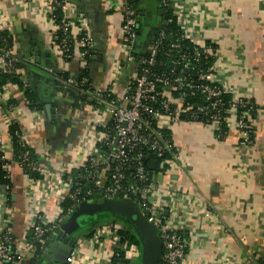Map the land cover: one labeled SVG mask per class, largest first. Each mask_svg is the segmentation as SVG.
I'll return each instance as SVG.
<instances>
[{
	"label": "crops",
	"instance_id": "1",
	"mask_svg": "<svg viewBox=\"0 0 264 264\" xmlns=\"http://www.w3.org/2000/svg\"><path fill=\"white\" fill-rule=\"evenodd\" d=\"M73 7V31L87 25L94 42L89 66L93 89L112 87L124 94L136 64L121 51L122 7L119 0H59ZM144 36L134 50H146L152 38L149 22L161 0H135ZM182 33L192 42L215 46V79L236 98H247L258 108L253 142L229 118L223 140L211 126L181 123L172 137L178 154L175 167L159 173V187H180L191 197L193 211L185 222L189 242L187 264H264V0H172ZM47 0H0V27L11 36L20 58L25 87L43 106L33 111L21 89L9 85L0 93V151L12 158L10 124L17 123L48 175L32 180L11 163V200L2 202L0 230L10 221L14 251L21 264H61L40 257L30 246L29 224L41 210L52 214L61 205L56 175L84 154L82 134L90 124L88 109L77 106L80 70L75 61L59 57L53 36L55 10ZM58 10V9H57ZM56 10V11H57ZM55 11V12H56ZM61 13V12H60ZM83 19H82V18ZM149 21V22H148ZM80 50L77 51L78 55ZM14 100L16 105H10ZM14 108L9 110V108ZM244 141V142H241ZM53 174L55 176H53ZM211 211L212 218L203 213ZM169 216V213H167ZM180 222V224L182 225ZM94 222L85 233L71 235L76 264H107L113 242L88 244ZM54 236V235H53ZM52 236V237H53ZM55 237V236H54ZM85 242L79 245L78 242ZM55 238L49 246L52 254ZM45 254V253H44Z\"/></svg>",
	"mask_w": 264,
	"mask_h": 264
},
{
	"label": "built area",
	"instance_id": "2",
	"mask_svg": "<svg viewBox=\"0 0 264 264\" xmlns=\"http://www.w3.org/2000/svg\"><path fill=\"white\" fill-rule=\"evenodd\" d=\"M47 1L55 3L53 4L55 10L51 15L53 20L57 19L55 14L57 9L62 14L60 25L57 27L61 35L53 36L59 57L63 60H70V62L75 61L80 71L87 70L89 63L86 58L94 48L89 28L87 25H83L74 35L73 7L60 3L59 0ZM119 1L121 3L115 2L114 7L120 9V5L123 10L121 51L126 57L124 59L136 64L131 82L124 94H117L112 87L98 88L94 89V95L88 98L89 102H77L79 107L89 108L91 118L90 124L81 136L85 149L84 154L76 157L67 170H62L56 176L53 174L57 180L55 188L61 196V205L52 214L41 210L29 224V228L34 233L35 240L44 246L51 234L65 224L81 204L99 198L116 201L129 200L137 205L142 215L156 229L162 245V264H187L189 242L185 237L184 227L185 222L191 218L194 209L193 199L188 197L185 190L180 187H174L171 190L166 185L159 187L156 176H151L145 167V152L143 151L152 152L160 160V168H164L166 172L169 171L167 167H175L178 154L172 137L174 129L183 122L198 124L197 116L204 115L207 120L206 126H211L219 131L222 106L220 97L224 94L233 97L230 109L227 111L229 117L226 122L228 123L229 118H234L236 129L245 134L246 140L249 141L246 130L251 128L248 124L249 121L252 122L250 114L245 111L238 117L237 112L240 108L253 107V103L247 98L234 97L218 85L214 67L205 73L199 72L195 81L184 74V71H189L190 68L186 62L182 63L184 65L178 76L174 74L175 70L166 72L155 69L158 56L164 49V31L159 33L156 42L141 51L145 55L138 60L133 55V50L137 36L139 12L129 4L128 0ZM174 16L176 17V15ZM0 32H6V30L0 27ZM183 36L188 39L187 36ZM193 43L197 47L195 50L199 53L215 56L211 47L199 42ZM71 45L78 48L80 54H70ZM171 48L180 49V45L176 42ZM180 61L184 62V57L173 60L171 64L176 67L181 64ZM19 64L20 58L12 48L9 50L0 48V73L19 76L22 83L25 84L18 67ZM199 82L201 83L199 84ZM70 83L76 85L79 97L86 95L83 89V86L88 83L86 79L81 83H78V80L77 82L70 81ZM12 86L20 89L18 85ZM197 94L205 98V101L209 103L208 107L192 106L190 102L186 101L187 97H195ZM13 109L9 108L10 111ZM184 116H189L191 121H184L182 119ZM18 136L21 146L26 148V152L19 156V162L15 161L13 150L11 159L7 157V153L0 151L9 162L5 169L10 176L12 162H16L22 170L23 166H26L31 172L47 176L48 166L32 161V146L22 135ZM167 154L170 155V158L164 159ZM153 162L157 161L152 160L151 165ZM74 171H79L78 180L82 179L91 187L84 188L80 186V183L75 182ZM7 190V186H0V194L5 197L2 200L3 203L9 201ZM95 195L98 198H94ZM68 199L73 202L74 206L65 211L63 206ZM203 213L208 218L213 217L207 208ZM182 221L185 222L182 223ZM131 230L128 225L116 218L99 221L93 226V233L88 238V244L100 247L108 241L113 242L114 247L109 251L107 264H113V258L119 257L120 253L124 255L126 262L119 264H140L141 245L140 247L132 245L128 248L121 244L122 237L119 233ZM12 236L8 220L0 230V264L22 263L17 262L20 256L11 250L14 243ZM82 242H85L84 239L80 240L78 244L81 245ZM30 246L34 245L31 243ZM73 249L70 251L66 264H76L77 252Z\"/></svg>",
	"mask_w": 264,
	"mask_h": 264
},
{
	"label": "trees",
	"instance_id": "3",
	"mask_svg": "<svg viewBox=\"0 0 264 264\" xmlns=\"http://www.w3.org/2000/svg\"><path fill=\"white\" fill-rule=\"evenodd\" d=\"M129 4L132 5L134 7L135 10L136 9V3L135 0H128ZM138 12V11H137ZM57 19H56V26L58 27L60 25V21L62 18V14L60 13V10L58 9L55 12ZM138 28H137V36H136V42L134 47L136 46V43L140 40L141 37H143L144 35V26L143 24L140 23L141 20V16H138ZM149 22V21H148ZM150 33L152 35L151 40L149 41L150 45L153 44L154 42H156L159 38V33L161 31L165 32V39L163 41V51L160 53V55L158 56L157 59V64L155 65V69L157 70H161V71H171V70H175L174 74L176 76L180 75V72L182 71L183 65L182 63H187L190 68L189 71H184V74L188 77L191 78V80L195 81L198 73L199 72H207L211 67H214V63H215V56H207L204 54L199 53L198 51H196L195 49L197 48L195 43H193L191 40L184 38V34L182 33L181 28L178 25V20L177 18L174 16L173 14V7H172V3L170 0H161V7L158 9V12H156L155 16L153 18H151L150 22ZM56 35H61V32L59 30H56ZM176 42L179 43L180 45V49H173L171 48V46L173 44H175ZM149 45V46H150ZM207 47H211L213 49V54H215V46H212L210 44H204ZM0 48H4V49H11L12 48V39L11 36L8 34V32H0ZM79 49L75 48L74 45H71V53L72 55H76L77 51ZM139 51V50H138ZM136 50H133V55L136 56V58L139 60L141 57H143V55L141 52H138ZM92 56H93V52L91 51L89 53V55L87 56V62L89 63V66L92 63ZM179 57H184V62L180 61V65L173 67L172 66V61L175 59H178ZM181 59V58H180ZM70 61V60H67ZM19 68L21 67V62L18 66ZM179 68V70H177ZM90 69L88 68L87 70H83L80 71L79 75H78V83H81L82 80L86 79L87 80V84L85 86H83V89L86 92L85 96H81L77 98L76 104L77 102H89L88 98H91L92 95H94V89L91 86V78H90ZM201 82H199L200 84ZM18 85L20 87V89L23 91L24 96L26 98V100L28 101L29 105H30V109L33 111H41L43 110V106L40 103L38 97L36 96L35 92H33L29 87H25L24 84L22 83L21 79L19 76L16 75H4L2 73H0V93L3 92L4 88L7 87L8 85ZM221 99V127L220 130L217 131V139L218 140H223L228 132H229V127L227 125L226 119L229 117V114L227 113V111L230 109V106L232 104L233 101V97L231 95H222L220 97ZM187 102H190L192 104V106H196V105H202L204 107H208L209 103H207L205 101V98L200 95L197 94V96L195 97H187L186 99ZM252 102V101H251ZM253 103V102H252ZM10 105L15 106L16 102L14 100H11ZM93 104V102H92ZM78 106V104H77ZM248 111L250 114V118L253 122L249 121V125L251 128H249L248 130H246L248 132V139L249 142H253L254 141V137H255V128H254V120L256 119L257 113H258V108L257 106L253 103V107H246V108H240L238 110V117H240L242 115L243 112ZM184 121H191L189 116H184L182 118ZM196 122L198 124H203V125H207V120L206 117L204 115L201 116H197L196 118ZM248 122V121H247ZM252 125V126H251ZM168 134V133H167ZM9 135L12 138V142H13V152L15 154V161L19 162V156H21L24 152H26V148L21 146L20 143V137L18 135H22V130L20 128V126L13 122L12 125L9 127ZM23 136V135H22ZM244 142V141H241ZM145 152V163H146V168L147 170L150 172L151 176H156L159 173H163L166 170L163 168L161 169L159 166L160 160L157 159V157L150 151H143ZM31 160L34 162L39 163V159L38 157L34 154V150L31 151ZM170 158V155H166L164 156V159H168ZM152 160H156L157 164L155 166V168H152L151 165V161ZM9 164V162L4 158V154L0 152V186L2 187H8V198L9 200H11V191H12V181H11V176L9 174V172L5 169L6 164ZM23 171L24 173L29 176L30 179L32 180H40L41 179V175L35 172H31L30 170L27 169L26 166H23ZM74 177H76L75 182L80 183L81 187H86L89 186L91 187V185L88 183H86L85 181H83L82 179L78 180L77 176L79 175V171H74ZM77 180V181H76ZM74 190V188H73ZM94 198H98L97 195L94 196ZM74 204L71 200H67L64 203V209L65 211L67 209H70L71 207H73ZM114 219L111 216L108 215H103V216H94L91 218H87L84 225L81 226L78 230H76L73 233H85V231L95 222H99V221H107V220H111ZM122 237L121 240V244L125 245L126 247H131L132 245H138L140 247V242L138 237L136 236V234L133 232V230H131L130 232L127 231H121L119 233ZM29 240L31 241V243L36 247V251H37V255L40 257L44 256L45 250L46 248L49 246V243L52 239L53 233L50 236V239L48 241H46L45 245L42 246L40 243H38L35 240V236L33 232L29 233ZM12 240L13 242L15 241L14 237L12 236ZM11 250H14V243L11 246ZM121 262H126L124 255L120 253L119 257H114L113 258V264H119ZM128 263V262H127Z\"/></svg>",
	"mask_w": 264,
	"mask_h": 264
},
{
	"label": "water",
	"instance_id": "4",
	"mask_svg": "<svg viewBox=\"0 0 264 264\" xmlns=\"http://www.w3.org/2000/svg\"><path fill=\"white\" fill-rule=\"evenodd\" d=\"M139 15L143 16L145 13H139ZM155 166L156 162H153L152 168ZM103 215L121 220L135 232L142 247L140 264H162V245L158 233L142 215L137 205L129 200L116 201L103 198L83 203L76 208L69 220L53 233L55 236L52 237V239L55 238L53 247L57 248V253L53 255L51 248L47 247L44 257L66 264L70 251L75 245L71 237L73 232L83 226L87 218Z\"/></svg>",
	"mask_w": 264,
	"mask_h": 264
}]
</instances>
